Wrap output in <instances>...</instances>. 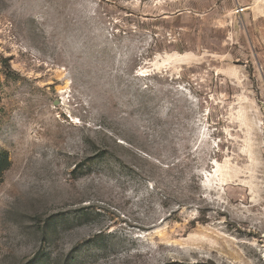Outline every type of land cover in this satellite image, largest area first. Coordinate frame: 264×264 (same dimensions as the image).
Segmentation results:
<instances>
[{
  "label": "rangeland",
  "instance_id": "374dc122",
  "mask_svg": "<svg viewBox=\"0 0 264 264\" xmlns=\"http://www.w3.org/2000/svg\"><path fill=\"white\" fill-rule=\"evenodd\" d=\"M0 161V264H264V0H0Z\"/></svg>",
  "mask_w": 264,
  "mask_h": 264
},
{
  "label": "trees",
  "instance_id": "16d2710c",
  "mask_svg": "<svg viewBox=\"0 0 264 264\" xmlns=\"http://www.w3.org/2000/svg\"><path fill=\"white\" fill-rule=\"evenodd\" d=\"M5 162L7 163L8 162V160L6 159L5 160ZM9 163V162H8ZM2 164H1V161H0V175L2 174V172H3V168H2V166H1Z\"/></svg>",
  "mask_w": 264,
  "mask_h": 264
}]
</instances>
